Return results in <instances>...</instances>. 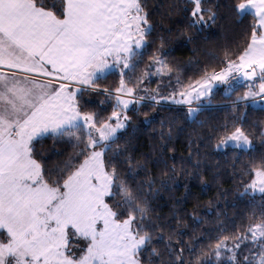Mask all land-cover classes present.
I'll return each instance as SVG.
<instances>
[{
    "label": "snow or ice",
    "instance_id": "6c2138e0",
    "mask_svg": "<svg viewBox=\"0 0 264 264\" xmlns=\"http://www.w3.org/2000/svg\"><path fill=\"white\" fill-rule=\"evenodd\" d=\"M190 2L189 28L215 22L205 0ZM232 7L237 15L254 17L239 55L181 90L151 99L191 105L214 83L243 78L259 83L248 84L238 100L264 101V0H233ZM151 29L144 0H60L58 9L46 0H0V264H146L149 251L161 257L153 246L157 226L146 224L147 207L107 158L129 119V105L143 99L136 93L144 80L172 71L157 49L149 65L155 72L145 70L131 86L125 80ZM115 70L120 81L114 94L100 89L98 80ZM86 89L114 98L107 119L81 110L79 95ZM46 136L75 140L81 157L58 169L55 179L35 156L34 142ZM230 142L251 146L240 127L217 147ZM249 189L264 193V160L251 168ZM171 242L170 233L165 253L175 260L161 264H184ZM246 242L259 245V258L245 255L242 264H264V218L218 238L211 251L217 262L228 253L232 264H241L237 253Z\"/></svg>",
    "mask_w": 264,
    "mask_h": 264
},
{
    "label": "trees",
    "instance_id": "16d2710c",
    "mask_svg": "<svg viewBox=\"0 0 264 264\" xmlns=\"http://www.w3.org/2000/svg\"><path fill=\"white\" fill-rule=\"evenodd\" d=\"M46 2L59 8L60 0ZM144 5L152 29L133 60L134 69L126 70L130 86L145 70L155 72L156 66L149 69V65L157 49L172 69L164 77L168 84L160 88L168 93L200 79L205 71L220 70L225 60L239 55L250 40L254 17L237 15L233 0H205L204 7L217 14L215 22L195 28L188 27L190 0H144ZM119 81L117 70L97 83L114 94ZM159 83L161 78L155 75L144 80L136 96L145 100L126 110V126L115 137L113 151L107 153L120 179L147 207L146 224L157 226L159 239H154L153 246L162 255L150 256L149 251L143 259L146 264L149 259L153 264L174 261V256L165 253L171 233L173 252L182 256L184 264H196L197 260L201 264H232L225 258L217 262L211 250L218 238L245 231L249 224L264 218V193L245 191L251 168L264 160V103L238 100L248 90V83H238L229 93L218 87L204 99L208 105L192 116L189 106L151 99L152 94L144 89L154 90ZM79 100L81 110L96 113L98 119H107L115 107L114 98L103 91L86 89ZM236 127L245 131L252 146L218 149L220 139ZM34 143L35 156L52 179L58 169L81 159L75 140L67 137L46 136ZM251 253H257L254 247L243 246L237 260L242 264L243 257Z\"/></svg>",
    "mask_w": 264,
    "mask_h": 264
},
{
    "label": "rangeland",
    "instance_id": "374dc122",
    "mask_svg": "<svg viewBox=\"0 0 264 264\" xmlns=\"http://www.w3.org/2000/svg\"><path fill=\"white\" fill-rule=\"evenodd\" d=\"M115 71H117V70H115ZM170 73H167V74H164V75H155L156 77H160L161 78V83H159L158 85H156L155 87H154V90H147V93H150V94H152L151 96H150V98L152 97V96H154V95H157V93H159V96H169L170 94H172L173 92H176V91H179V90H181V87H177L176 89H170L169 91H168V93L167 92H163L162 90H160V88L161 87H166V85L168 84L167 82H166V80L164 79V77L165 76H168ZM239 83V80H233V81H230V83H228V84H220V83H214V86H213V88H212V91L208 94V95H206V96H203V97H201L199 100H196V99H193V101H192V103H191V105H186V104H177V105H185V106H189V107H191V108H193V109H195V111L193 112V113H191V115L192 116H194V113L196 112V110L198 109V108H202V107H204V106H207L208 105V103H209V101H204V99H206L208 96H210L218 87H221V88H223L227 93H229V92H231L234 88H235V86L237 85ZM248 84H251V83H255V84H258L259 83V80L257 79L256 81H248L247 82ZM136 98L138 99L139 97H137L136 96ZM159 98V97H158ZM125 99H130L129 97H125ZM176 99H180V97L179 96H177L176 97ZM257 99H259V98H257ZM140 100H145L144 98L143 99H140ZM162 102H164L165 100H161ZM166 101H172L171 99H169V100H166ZM248 101H251V100H248ZM251 102H253V101H251ZM200 103V104H199ZM254 103V102H253ZM264 103V101H260V102H255L254 104L255 105H261V104H263ZM173 104H176V103H173ZM129 108V107H128ZM127 115V114H126ZM113 123H114V121H113ZM126 123H127V120L125 121V125H126ZM124 129V128H123ZM123 129H120V130H118L117 131V133H116V136L123 130ZM251 141V140H250ZM251 146H252V142H251ZM250 146V147H251ZM227 147H236L235 146V144L234 143H232V142H230V143H228L227 145H224V146H221V147H218V149H221V150H223V149H225V148H227ZM250 147H241V149H248V148H250ZM237 148V147H236ZM248 192L249 193H251V194H262V193H260V192H253L251 189H249L248 190ZM231 246V245H230ZM243 246H251L252 248L254 247L255 249H256V251H257V253L256 254H248V256H250V258H253L254 260H258V258H259V252H260V248H259V245L258 244H256V245H254V244H248V242H246V244H242V247H241V250H242V248H243ZM247 248V247H246ZM228 253H223L222 254V256H221V260L222 259H227V261H230L229 259H228ZM237 257H238V255H237ZM216 260V259H215Z\"/></svg>",
    "mask_w": 264,
    "mask_h": 264
},
{
    "label": "water",
    "instance_id": "95a60500",
    "mask_svg": "<svg viewBox=\"0 0 264 264\" xmlns=\"http://www.w3.org/2000/svg\"><path fill=\"white\" fill-rule=\"evenodd\" d=\"M238 80H239V83L241 84H245L248 82L247 80H244L243 78H238Z\"/></svg>",
    "mask_w": 264,
    "mask_h": 264
},
{
    "label": "crops",
    "instance_id": "0c3cea01",
    "mask_svg": "<svg viewBox=\"0 0 264 264\" xmlns=\"http://www.w3.org/2000/svg\"><path fill=\"white\" fill-rule=\"evenodd\" d=\"M140 50H141V49H139V50H137V51H140ZM132 104H133V103H132ZM132 104H130L129 107H130Z\"/></svg>",
    "mask_w": 264,
    "mask_h": 264
}]
</instances>
